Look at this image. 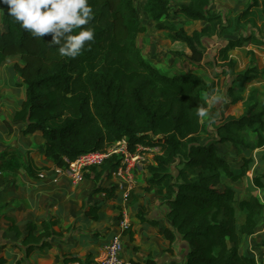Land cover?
I'll use <instances>...</instances> for the list:
<instances>
[{
    "label": "trees",
    "instance_id": "1",
    "mask_svg": "<svg viewBox=\"0 0 264 264\" xmlns=\"http://www.w3.org/2000/svg\"><path fill=\"white\" fill-rule=\"evenodd\" d=\"M210 1L190 0L177 5L175 12L187 19L207 22L191 33L174 23L171 0L144 3L155 28L165 32L171 42L186 45L190 51L186 60L193 68L204 66L202 39L222 32L221 17L207 8ZM263 2L251 0L236 20L247 19ZM89 4L94 17L82 27L95 30L94 40L86 42L81 55L70 58L59 55V46L50 43L51 34L33 37L8 15V5L0 3V65L6 58L18 56L20 63L14 64V71L24 86V98L13 111L12 122L20 124L23 135L40 131L44 155L57 166L65 165V158L74 160L122 138L131 150L135 144L158 147L147 153L143 188L155 190L170 205L167 218L171 227L190 246L182 264H264L240 251L242 240L255 232L262 218L264 202L254 194L237 200L234 188L220 186L223 176L232 181L246 176L254 159L242 156L236 171L218 147L229 144L245 153L264 147V99L243 102L239 115L222 112L215 125L216 138L202 143L206 129L197 111L207 107L202 93L215 94L218 82L214 78L204 80L192 70L168 75L148 61L137 45V36L146 26L138 18L134 0H89ZM79 30L74 29L73 34ZM250 43L261 42L253 35L228 39L219 47L220 60L232 65L229 51ZM263 73L254 65L235 73L230 85L232 103L241 100L235 95L240 84L255 81ZM2 121L12 133L11 125L5 118ZM246 131L253 134L252 139L246 140ZM259 161L264 166V154ZM118 163L119 157L111 155L99 167L88 170L98 180ZM19 169L36 177L30 163L21 160L20 151L7 148L0 153V172ZM252 183L256 188L264 187V170L252 177ZM94 191L113 193L112 187ZM237 210L244 213L240 223ZM41 226L37 231L35 223L27 224L22 240L27 250L48 247L59 234L53 229L54 221H42ZM10 229L21 236L16 224ZM162 232L170 242L177 237L169 228ZM4 261L0 258V264ZM80 264L90 262L85 259Z\"/></svg>",
    "mask_w": 264,
    "mask_h": 264
},
{
    "label": "crops",
    "instance_id": "2",
    "mask_svg": "<svg viewBox=\"0 0 264 264\" xmlns=\"http://www.w3.org/2000/svg\"><path fill=\"white\" fill-rule=\"evenodd\" d=\"M15 63H20L18 56L6 58L0 65V153L17 149L36 177L23 169L0 172V258L4 264H80L85 259L99 264L104 246L123 218L129 223L122 234L123 264H150L149 260L154 264L184 263L190 246L171 227L167 218L170 205L155 190L145 191L142 181L123 203L116 183L106 174L95 180L87 170L77 181L60 176L44 155L41 132L20 133V124L12 122V115L24 98V86L14 71ZM2 118L11 125L12 133ZM97 187H112L113 193L95 192ZM42 221H54L53 229L59 234L50 238V246L27 250L22 243L27 224L35 223L40 231ZM12 223L21 236L10 229ZM164 228L175 232L174 241L165 237Z\"/></svg>",
    "mask_w": 264,
    "mask_h": 264
},
{
    "label": "rangeland",
    "instance_id": "3",
    "mask_svg": "<svg viewBox=\"0 0 264 264\" xmlns=\"http://www.w3.org/2000/svg\"><path fill=\"white\" fill-rule=\"evenodd\" d=\"M145 1L134 0L138 18L146 26V31L137 36V45L141 49L143 56L160 71L168 75L192 70L204 80L214 78L218 82V89L215 94L207 96L204 92L202 93L203 98L207 102L208 115L200 119L206 129L201 135V142L214 140L216 138V121L220 118L222 112L224 114L233 113L239 115L243 110V102L264 99V73L255 81L240 84V90L235 93V95L241 97L240 101L233 104V96H231L230 92V85L234 84L232 80L235 73L251 65L264 70V6L260 4L258 8L254 7L247 19L237 21L236 17L251 0H211L207 8L210 13L218 14L221 17L222 32L212 36H205L202 39L204 58L201 63L204 66L193 68V65L186 60V57L190 54L189 49L182 43L171 42L166 39L165 32L155 28L154 22L144 9ZM189 1L171 0L169 7L174 23L183 26L188 33H191L194 29L198 30L207 25V22L189 20L183 14L175 12L178 4H186ZM248 35H253L261 43L259 45L250 43L246 46L234 48L229 51V56L234 60V63L232 65L223 63L219 57V47L224 46L228 39ZM180 52L185 55L181 56ZM252 138L253 134L246 131V140ZM218 147L219 153L227 159L233 170H239L242 156L250 155L254 159L246 176L237 181H232L223 176L220 186L234 188L237 193V200L254 194L264 202V187L256 188L252 183V177L264 170L263 163L259 161V156L264 154V147L247 153L242 148L234 149L229 144H218ZM243 216L244 213L237 210V223L242 221ZM240 251L252 255L256 257L258 262L264 263V210L255 232L242 240Z\"/></svg>",
    "mask_w": 264,
    "mask_h": 264
},
{
    "label": "clouds",
    "instance_id": "4",
    "mask_svg": "<svg viewBox=\"0 0 264 264\" xmlns=\"http://www.w3.org/2000/svg\"><path fill=\"white\" fill-rule=\"evenodd\" d=\"M0 3L8 5V15L33 37L51 34L50 43L59 46L61 57L81 55L86 42L94 40L95 30L82 27L94 17L89 0H0ZM77 28L80 30L73 34ZM197 115L204 118L208 110L200 107Z\"/></svg>",
    "mask_w": 264,
    "mask_h": 264
},
{
    "label": "built area",
    "instance_id": "5",
    "mask_svg": "<svg viewBox=\"0 0 264 264\" xmlns=\"http://www.w3.org/2000/svg\"><path fill=\"white\" fill-rule=\"evenodd\" d=\"M157 150L158 147L142 144H135L134 149L131 150L126 139L122 138L102 149L82 153L74 160L65 158L66 164L55 165L53 170L60 176H67L72 181H77L90 167H99L109 156L116 155L119 157V163L108 172L107 176L116 183V190L120 192L121 201L125 203L128 201L130 193L147 175V165L149 164L147 153ZM115 226L116 231L104 246V253L99 264H123L122 234L129 228V223L123 218ZM68 264H79V262Z\"/></svg>",
    "mask_w": 264,
    "mask_h": 264
}]
</instances>
